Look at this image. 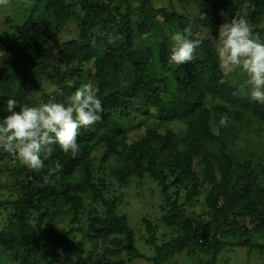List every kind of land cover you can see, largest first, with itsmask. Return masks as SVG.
<instances>
[{
    "label": "trees",
    "instance_id": "1",
    "mask_svg": "<svg viewBox=\"0 0 264 264\" xmlns=\"http://www.w3.org/2000/svg\"><path fill=\"white\" fill-rule=\"evenodd\" d=\"M173 1L31 0L24 23L0 32V120L9 98L17 111L68 104L86 83L99 88L104 109L100 122L80 130L75 157L53 145L44 167L32 170L2 149L15 162L16 197L0 202V264H165L186 250L209 255L199 264H217L229 247L264 255L256 241L264 234V146L252 134L264 130V105L240 91L244 72L220 66L216 39L243 18L264 42V0H177L183 8ZM186 28L202 44L177 66L168 59L171 37ZM53 84L62 95L49 92ZM224 113L227 126L219 123ZM57 160L63 167L53 173ZM134 179L158 190L172 234L157 244L147 220L152 257L117 212L122 198H108ZM201 194L208 209L190 212Z\"/></svg>",
    "mask_w": 264,
    "mask_h": 264
},
{
    "label": "clouds",
    "instance_id": "2",
    "mask_svg": "<svg viewBox=\"0 0 264 264\" xmlns=\"http://www.w3.org/2000/svg\"><path fill=\"white\" fill-rule=\"evenodd\" d=\"M6 0H0V4ZM191 31L174 33L171 37L173 46L169 53V62L177 66L191 62L202 40L191 38ZM118 37H110L109 44L115 43ZM216 39L219 42L218 57L220 66L226 70L239 68L247 75L246 84L240 91L249 92V99L264 105V42L254 37L247 20L233 19L224 24ZM0 56H4L0 52ZM49 92L62 95V89L51 85ZM99 88L86 83L76 90L68 104L49 101L39 106L27 105L17 111L18 102L9 98L6 112L0 120V148L16 155L19 162L32 170L44 167V161L58 145L65 154L75 157L79 150L78 135L80 130H90L91 126L102 120L104 112L102 101L98 96ZM230 117L221 115L220 125L227 126ZM57 160L51 172L62 170Z\"/></svg>",
    "mask_w": 264,
    "mask_h": 264
},
{
    "label": "rangeland",
    "instance_id": "3",
    "mask_svg": "<svg viewBox=\"0 0 264 264\" xmlns=\"http://www.w3.org/2000/svg\"><path fill=\"white\" fill-rule=\"evenodd\" d=\"M168 2L169 0H156V5H166ZM173 2L178 8H183L185 4L184 2L180 4L177 0ZM30 3L31 0H6L5 3L0 4V32L8 31L12 33L21 26L31 14ZM208 34L211 37L216 35V33ZM2 50L0 48V52H3ZM18 53L19 55L21 54L20 47H18ZM2 61L3 58L0 56V65ZM252 134L255 135L258 142L257 148L262 149L264 146V130L260 131L258 136L255 133ZM3 152L2 148H0V202L16 197L15 178L12 172L15 162L10 156L5 157ZM152 185L150 183L142 185L140 180L134 179L131 184L119 188L117 192L111 190L110 197L106 194L109 199L116 198L120 200L122 198L121 203L116 206L117 212L127 218L130 227L136 232V247L147 257L155 255L154 247L146 243V239L150 237L147 220L151 221L150 223L153 227H156L154 233L156 234L157 244H162L164 241L169 240L172 235L165 222L160 219L158 204L161 203V198L158 190L153 189ZM198 199L197 202L195 201L192 204L191 208H188L190 212L201 214L208 207L205 204L204 194H201ZM5 216V211L0 212V233L5 225ZM256 241L264 243V234L257 235ZM88 247L91 246H84L86 249ZM75 253L76 256H79L81 253L80 249L75 250ZM208 256L199 252L190 254L186 250L175 254L165 264H199L201 259H207ZM1 263L4 264L5 260L3 259ZM131 264H149V262L144 258H134ZM217 264H264V255L248 247H229L222 252Z\"/></svg>",
    "mask_w": 264,
    "mask_h": 264
}]
</instances>
